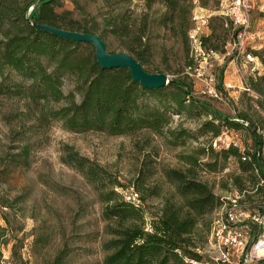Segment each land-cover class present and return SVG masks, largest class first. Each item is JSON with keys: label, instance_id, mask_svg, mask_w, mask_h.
<instances>
[{"label": "trees", "instance_id": "1", "mask_svg": "<svg viewBox=\"0 0 264 264\" xmlns=\"http://www.w3.org/2000/svg\"><path fill=\"white\" fill-rule=\"evenodd\" d=\"M64 1L0 0V94L27 100L38 110L40 120L61 121L63 127L72 132L95 130L134 136L142 130H151L173 148L210 135L205 145L194 147L191 153L180 154L183 167L165 169L171 192H165L159 184L149 185L146 171L137 175L131 187L141 196L138 205L124 196L122 189L128 185L95 159L69 144L64 146L62 155L63 162L80 171L92 184L102 204L104 232L108 237L102 242L104 258L94 264H192L191 259L202 257L193 250L199 226L226 200L199 177L201 170L221 171L233 158L239 170L237 175L230 174L233 189L243 193L245 207L264 213V129L259 119L244 110L235 116L222 114L210 98L193 95L188 76L171 78L163 87H144L131 76L127 67L102 68L91 42L69 40L40 30L35 24L44 22L96 33L104 38L106 45L109 36L116 39L132 36L131 42H123L129 52L146 70L162 72L146 68L153 57V47L147 41L149 28H162L179 39L189 57L193 10L196 6H207L210 0H139L141 19L135 17L136 9L130 8L132 0H118L125 5L115 11L105 1L109 7L100 11L102 19L88 11L87 5L79 4L84 14L76 15V10L66 8ZM213 19L221 21L224 28L228 18L220 15ZM212 30L202 37V45L205 49L225 51L223 46L213 42L217 30ZM256 55L264 62L260 52ZM193 62L192 58L188 59L187 65L193 67ZM67 81L73 84L69 91L64 90ZM246 84L257 93L256 102L264 112V72H253ZM78 95H81L80 100ZM50 103L61 104L48 108ZM178 114L203 121L194 130L182 125L171 127L174 115ZM224 129L247 132L251 143L244 146L230 143L216 148L213 141ZM31 155L29 147L24 146L6 161L15 167H27ZM1 161H5V157L0 156ZM154 198L160 199V203L151 202ZM0 204L10 207L9 202ZM1 214L6 224L0 223V264H7L4 252L10 244L11 258L17 264H31L22 256L23 245L11 228L9 214L5 211ZM41 242L45 243L42 236L35 240L36 253L40 255ZM71 251L65 244L36 264H68Z\"/></svg>", "mask_w": 264, "mask_h": 264}, {"label": "rangeland", "instance_id": "2", "mask_svg": "<svg viewBox=\"0 0 264 264\" xmlns=\"http://www.w3.org/2000/svg\"><path fill=\"white\" fill-rule=\"evenodd\" d=\"M78 1L77 4L72 0H65L64 5L68 9H75L76 15L84 14L79 4L87 5V10L100 19V11L109 7L105 1L112 5V11L125 5L118 0ZM131 3L130 8L136 9L135 17L141 19V2L132 0ZM221 3L222 0H210L207 6H200L203 8L202 13H212L213 17L207 30L209 34L213 28L217 30L213 42L223 46L225 51L206 52L196 56L195 51L191 49L187 57L179 39L173 38L162 28H149L147 41L153 47V57L146 68L163 70L170 79L188 76L187 80L193 86L195 97L210 98L222 114L235 116L240 110L248 111L259 119L264 129V112L256 102L257 93L253 89L245 88V80L253 72H264V62L256 55V52H260V56L264 58V13L261 10V0H254L251 9L255 36L250 39L246 52L240 56L237 51H232L228 44L234 37L232 22L226 19L223 28L221 21L213 19L214 16L222 15ZM89 25H92V22L89 21ZM98 32H101V29H98ZM132 39V36L117 39L109 36L107 46L113 52L130 53L123 42H131ZM207 45V48H210V42H207ZM248 54L257 58L250 60ZM191 58L194 60L193 67L187 65L188 59ZM253 66L256 68L252 69ZM211 75L215 77L216 88L222 93L221 99L211 98L204 93L207 79ZM72 88L71 81H67L64 90L69 91ZM77 99L80 100L81 95H78ZM60 104L50 103L48 108L58 107ZM38 115V110L27 100L0 94V156L5 157L6 161L24 146L29 147L32 154L30 165L27 167H15L7 161L0 162V202L10 204V207H2L0 204V223L6 224L1 213L7 212L11 228L18 240L20 239L19 243L23 245L22 256L31 264L45 260L65 244L72 248L68 264H94L104 258L102 242L108 236L104 232L102 204L92 184L86 181L82 173L62 161L66 144L72 145L82 154L107 167L125 182L128 188H131V183L137 175L146 171L149 185L159 184L165 192H171L164 176L165 169L183 167L180 154L191 153L194 147L205 145L210 138V135L201 137L199 140L190 141L186 146L173 148L167 146L163 139L151 130H142L134 136L110 135L95 130L72 132L65 129L61 121L52 120L46 123L40 120ZM174 120L171 127L182 125L190 130L198 128L203 121L191 119L184 114L174 115ZM222 133L217 147L233 142L242 146L251 143L247 132L237 133L224 129ZM238 173L237 163L230 158L223 170L210 173L201 170L199 177L207 181L219 196L228 199L234 190L230 174ZM151 202L159 204L160 199L154 198ZM221 214L220 207L211 213L197 230L193 250L202 257L210 258L216 254L211 234L214 221ZM41 236L45 243L41 242L39 245L40 255L36 253L35 240ZM11 246L10 244L5 248L4 258L7 264H17V261L11 258Z\"/></svg>", "mask_w": 264, "mask_h": 264}, {"label": "built area", "instance_id": "3", "mask_svg": "<svg viewBox=\"0 0 264 264\" xmlns=\"http://www.w3.org/2000/svg\"><path fill=\"white\" fill-rule=\"evenodd\" d=\"M253 6L254 0H222L221 3L222 15L232 22L235 30L233 40L228 44L232 51H237L238 56L246 52L250 39L255 36L251 14ZM201 11L200 6H196L193 10V25L189 32L190 43L196 56L206 52H216L213 49L206 51L202 45V37L209 34L207 28L210 25L212 13L204 14ZM247 57L250 60L257 58L252 54H248ZM255 68V66L252 67V69ZM245 88L251 90L246 80ZM204 89V93L211 98L221 99L222 93L216 88L214 76H209ZM218 139H221V136L214 139L215 147H217ZM123 194L135 205L140 204L141 196L135 188H126ZM242 199L243 193L233 190L232 195L221 206L222 214L214 221L211 234L216 254L210 258L191 259L192 264H264V213L259 209L245 207Z\"/></svg>", "mask_w": 264, "mask_h": 264}, {"label": "water", "instance_id": "4", "mask_svg": "<svg viewBox=\"0 0 264 264\" xmlns=\"http://www.w3.org/2000/svg\"><path fill=\"white\" fill-rule=\"evenodd\" d=\"M35 26L40 30H46L54 35H59L69 40L91 42L96 48V58L102 68L127 67L131 76L139 81L144 87L159 88L170 82L169 76L164 72H150L146 70L136 57L125 51L111 52L107 48L106 42L99 34L69 30L60 26L48 23H36Z\"/></svg>", "mask_w": 264, "mask_h": 264}, {"label": "crops", "instance_id": "5", "mask_svg": "<svg viewBox=\"0 0 264 264\" xmlns=\"http://www.w3.org/2000/svg\"><path fill=\"white\" fill-rule=\"evenodd\" d=\"M263 2L264 0H261V10H263ZM201 10H203V8H201ZM229 86H231V84H229Z\"/></svg>", "mask_w": 264, "mask_h": 264}]
</instances>
